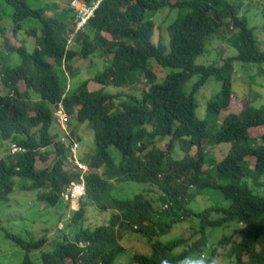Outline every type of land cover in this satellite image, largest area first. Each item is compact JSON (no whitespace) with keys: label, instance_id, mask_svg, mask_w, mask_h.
Masks as SVG:
<instances>
[{"label":"trees","instance_id":"obj_1","mask_svg":"<svg viewBox=\"0 0 264 264\" xmlns=\"http://www.w3.org/2000/svg\"><path fill=\"white\" fill-rule=\"evenodd\" d=\"M72 1L67 10L49 17L47 10L33 8L29 0H0L14 9L11 28L4 21L8 13L0 9V56L7 52L21 58L20 64L4 63L1 69L0 201L13 195L18 181L24 182V189L36 190L38 199L50 206L62 201L61 193L82 176L87 184V197L70 219L69 228L80 226L73 236L63 235L49 245L47 234L27 239L6 233L27 254L22 264H34L29 258L34 252L41 253L43 264H115L126 254L121 244L126 233L146 239L152 249L151 255H134L127 264L163 260L178 264L206 245L213 246V255L216 249L228 248L226 264H264V193L251 186L264 188V134L252 136L264 130V105H254L260 102L259 93L246 108L220 123L221 113L232 104L235 63L264 64L254 30L240 16L239 0H107L69 44L75 20ZM164 9L180 13L167 27V45L155 41L159 27L155 16ZM28 20L41 24L40 38L36 28L26 31L37 38L31 51L19 39ZM9 29L20 47L8 39ZM215 38L227 41L238 54L197 64ZM96 54L111 60L93 79L102 89L90 91L89 80L68 93L66 67ZM152 61L170 73L159 77ZM71 73V78L76 76ZM211 78L221 83V91L208 103L207 119L199 120L196 96ZM143 82L141 91L121 92L137 90ZM106 87L121 93H105ZM117 101H122L120 109ZM60 104L69 116L71 138L79 142L72 119L88 123L94 131L95 152L82 160L89 167L84 175L73 166L69 147L61 141L65 133L54 116ZM223 144L231 145L228 154L220 160L210 155ZM13 146L22 151L12 154ZM128 182L148 188L132 199L107 197L111 184ZM157 190L158 196L149 195ZM203 196L230 204L199 212L189 208ZM88 205L112 211L109 223L84 228ZM189 220L199 223L189 239L162 242L175 226ZM1 226L0 221V230ZM214 230L229 233L213 245L208 232Z\"/></svg>","mask_w":264,"mask_h":264},{"label":"rangeland","instance_id":"obj_2","mask_svg":"<svg viewBox=\"0 0 264 264\" xmlns=\"http://www.w3.org/2000/svg\"><path fill=\"white\" fill-rule=\"evenodd\" d=\"M68 1L69 0H29V3L35 9L47 10V15L49 17H55L61 11L68 9ZM231 1L237 2L238 0ZM238 2L242 5L240 16H243L247 19L248 27L254 30V36L257 40L259 49L264 51V0H239ZM0 4V9H4L9 15V18H5L4 21L6 25L11 28L13 23L10 19V16L13 14L14 9L3 3ZM179 14V11L169 9H164L156 14L155 20L159 26L155 34L156 42L162 40L166 45L168 44L170 37L167 34V27L177 20ZM31 28L37 29V37L40 38L41 24L36 20L25 21L23 24V30L19 33L20 41L24 43V46L29 51L36 48L37 41V38L28 35L26 32ZM7 37L10 39L12 45L20 47V42L13 38L11 30L8 31ZM227 38L228 36L226 39ZM2 43L3 40L0 39V48H2ZM75 48H78V46ZM237 54V50L233 48L227 41L220 38H215L207 44V51L203 56L198 58L197 64L209 65L210 63L217 61L220 62L219 60L221 59L224 60L233 58ZM110 61L111 60L106 58L104 55L96 54L87 61L83 59H76L74 62H72L68 67H66V71L68 72V77L70 79V84L67 88L68 93H72L82 83L89 80H91L89 84L90 91H98L102 89V87L97 85L93 79L110 65ZM4 63L9 66H16L17 64L21 63V58L16 53L13 55H7V52H3V54L0 56V78L2 76L1 69L4 66ZM152 64L156 66L154 70L159 77H162L164 73H170V70H164L163 68L157 67L155 61H152ZM235 70L236 73L233 80L234 94L232 98V104L227 111L221 113L220 123L228 114L240 112L246 108L255 97V93H259L260 102L254 105L256 107H261L264 105V64L248 65L236 62ZM71 72H76V76L71 78ZM197 79V77L192 79L190 83L192 84L196 82ZM137 87V90L131 88L121 92L129 94L135 91H141L144 89L145 83L143 82ZM221 87L222 85L220 82L214 78H211L208 80L205 86L201 88L196 96L198 103V109L196 113L199 120L207 119L208 103L216 96V94L221 91ZM22 89L24 90L23 87ZM6 91L1 88V92ZM104 92L113 95H119L121 93L114 88L108 87H106ZM121 102L122 101L116 102V105L119 107V109ZM71 123L77 138H79V150L77 157L79 160H83V158L95 152L94 131L88 123L80 124L75 119H72ZM209 130L214 132L212 125H210ZM262 131H254L252 136L254 138H259L264 134ZM230 149L231 145L223 144L213 148L210 155L217 157L220 160L224 155L229 153ZM3 155L4 154L2 151L0 153V159ZM53 158L54 156L51 157L48 163H51ZM42 166L44 165L40 163L39 168ZM99 173H102V171L100 170ZM22 185H25L24 182L18 181L13 195H11L8 199L0 201V221L2 222L0 230L1 264H22L27 256V254L22 249H20L13 241L6 237V233L20 235L27 239H39L47 234L49 245H53L61 241L63 235L73 236L80 229L79 225L69 228L70 219L73 215H71L69 207L66 203L60 201L56 206H50L38 199V192L36 190H26L22 187ZM26 185H28V183ZM111 185L112 186L109 187L110 192L107 196L109 199H132L136 195L144 193V191L148 188L145 185H139L131 182L121 184L113 183ZM251 186L260 193H264V188H256L253 185ZM154 193L150 192V194H147L158 196L159 192L157 190ZM216 204L229 205L230 203L228 204L223 199L222 202L221 200L219 202L214 198L203 196L192 202L189 208L199 212ZM111 214L112 211H102L99 209V207H96V205H88L87 214L83 221V227L94 230L100 226H104L109 223ZM198 226V222L191 220L177 225L170 232V234L162 238V242L169 243L179 239L180 237L189 239ZM225 233H229V230H214L208 232L209 243L216 245L223 238ZM191 241L193 240L191 239ZM121 244L125 248L126 254L122 255L115 264H127L134 257V255L137 254H152L150 243L138 235L131 236V234L126 233L123 241H121ZM49 245L46 246L45 251L50 250L51 247ZM227 251L228 248L220 250V260L218 263H225L223 259L225 256L224 254H226ZM29 258L34 264H43L42 256L39 252L30 254ZM67 264H72V262L67 261Z\"/></svg>","mask_w":264,"mask_h":264},{"label":"built area","instance_id":"obj_3","mask_svg":"<svg viewBox=\"0 0 264 264\" xmlns=\"http://www.w3.org/2000/svg\"><path fill=\"white\" fill-rule=\"evenodd\" d=\"M107 0H95L91 4L83 3L79 0H73L70 4V8L75 12V20L71 30V36L69 44L79 32H83L90 22L95 17V14L100 5ZM56 118L57 126L61 131L65 133L62 138V143L66 144L70 149V154L73 158V166L80 171L83 175L89 171V167L81 162L77 157L79 145L74 138L70 137L67 123L69 116L64 111L62 104L59 105L54 114ZM22 150L17 146L12 147V154L21 152ZM87 196V185L84 177L82 176L80 181L71 183L64 192L61 194V198L71 205V209L76 211L79 209L81 202Z\"/></svg>","mask_w":264,"mask_h":264},{"label":"clouds","instance_id":"obj_4","mask_svg":"<svg viewBox=\"0 0 264 264\" xmlns=\"http://www.w3.org/2000/svg\"><path fill=\"white\" fill-rule=\"evenodd\" d=\"M75 141L79 145V142L77 140H75ZM78 150H79V148H78ZM80 161L83 162L82 160H80ZM72 163H73V161H72ZM61 200L68 205L69 211H70L71 215H73V213H76V212L79 211L80 207H79L78 210L74 211V210L71 209V205L69 203L65 202L62 198H61ZM219 260H220V250L219 249H216V253H215V255H213V246L212 245H206L205 248L200 253L193 254L192 256L184 257L183 259H181V260L178 261V264H218ZM161 264H169V262L167 260H163L161 262ZM225 264H226V262H225Z\"/></svg>","mask_w":264,"mask_h":264}]
</instances>
